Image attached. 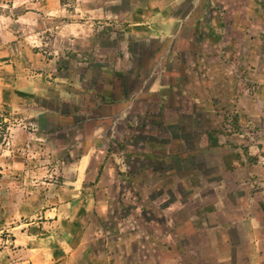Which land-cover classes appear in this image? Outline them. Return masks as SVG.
I'll use <instances>...</instances> for the list:
<instances>
[{"label":"rangeland","instance_id":"obj_1","mask_svg":"<svg viewBox=\"0 0 264 264\" xmlns=\"http://www.w3.org/2000/svg\"><path fill=\"white\" fill-rule=\"evenodd\" d=\"M0 264H264V0H0Z\"/></svg>","mask_w":264,"mask_h":264}]
</instances>
